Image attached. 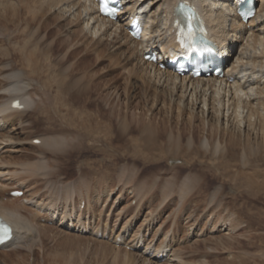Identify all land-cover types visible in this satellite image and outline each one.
<instances>
[{"label": "rangeland", "instance_id": "374dc122", "mask_svg": "<svg viewBox=\"0 0 264 264\" xmlns=\"http://www.w3.org/2000/svg\"><path fill=\"white\" fill-rule=\"evenodd\" d=\"M42 1L20 0L18 6L22 5L25 15L20 16L21 24L17 22L19 30L23 29L19 32L11 26L10 35L3 40L0 38V44H5L8 48L10 46L4 60L14 64L10 67L12 70L4 69L3 64H0V70L9 74L16 67L19 72L24 71L26 75H22L26 79H33L29 92H33L31 94L34 99L38 98L36 103L45 111L46 115L41 111V116H53L55 120L50 121L45 117L43 121H35L33 128L25 126L24 130H17V123L32 120L33 111H29L24 117L15 115L14 120H9L8 127L2 129L14 140H19L20 145L18 152H0V164L6 166L0 170H27L28 174H20V178L0 174V202H12L10 206H19L23 214L32 218L37 230L33 236L34 242L31 241L32 246L30 245L34 254L31 257L28 250L21 248V255H28L27 259L35 258L39 263L41 259L51 257V253L53 256L64 255L71 260L76 256L80 261L75 257L73 261L76 264H140L135 260L133 263L131 255L138 253L136 245L142 243V246L160 250L158 257L160 254L162 256L158 259V264H173L163 257V251L166 250L169 254L174 251L177 254L179 250L178 254L182 253L181 257L184 256L183 264H264V161L260 163L256 161L258 156H252L249 165L241 164L238 169L233 167L223 170L213 167L211 158L208 160L185 155L182 148H174L170 140H177L183 131V123L192 112L190 107L182 115L178 100L159 96L158 91L148 87L146 73L138 70V60L134 58L128 61L122 54L125 50L129 51L127 43L117 51L110 45H100L96 47L97 50L90 48L91 55L85 54L91 39L81 32L82 24L72 22L70 14H57L59 12L52 8V0H46L51 3ZM23 20H26L25 23ZM75 30L80 31L78 38L71 34ZM12 34H15L14 38ZM28 34L31 38L26 37ZM124 39L126 37L123 42ZM243 44L245 43H240L241 47ZM79 45L82 47L74 53V48ZM255 46L256 50L248 48V51L246 44L243 45L245 57L255 64H248L242 69L248 73L250 70L254 71V75L264 82V54L260 55L262 47ZM15 49L22 51L23 56L21 54L19 57L20 53L14 52ZM35 49L46 55L41 58L50 62V74L55 76L56 67L53 65L57 64L58 70L66 68L71 73L73 64H76L82 54H85V59L93 61V66L86 63L81 65L73 73L74 78L81 79L80 82L86 80L87 84L92 79L98 84L95 95H92L96 106L92 110V119L104 128L113 130L114 135L110 138L101 133L100 137L87 141L88 148L81 149V152L71 150L73 146H68L64 152L59 153L57 149L62 151L64 146L52 147L58 153L49 149L44 154L48 163L45 167L47 170L34 172L30 170V166L37 168L36 161L42 156V150L38 147L46 148L42 145L44 142L41 144L34 141L40 140L42 136L47 139L55 137L50 133L51 130L55 131L52 133L59 134L64 129L63 112L66 109L63 106L65 104H55L52 98H48L54 86L52 89L45 86L44 82H48V79L43 73L48 74L47 69H36L34 74L30 71L33 75L26 72L24 66L27 67V58ZM235 53L231 52L232 56ZM13 54L20 58L21 63ZM63 57L67 61L63 60L65 65L62 66L59 61ZM4 81L0 76V84ZM77 86L81 91L87 85L79 83ZM73 93L81 95L75 91ZM199 123L201 134L211 132L212 128L207 122H196ZM198 131L196 130V135ZM2 133L1 131L0 136ZM191 133L189 130L188 138ZM30 138L34 141L31 142ZM191 145L194 147L195 142L191 141ZM27 164L30 165L28 168L25 167ZM15 188H20L23 194L13 196L10 190ZM217 189L216 196H213ZM11 198L19 200L11 201ZM62 211H66L69 217L62 219V214H57ZM44 227H47L45 235H40L39 232ZM17 254L19 252L13 256ZM0 262H7L3 251H0Z\"/></svg>", "mask_w": 264, "mask_h": 264}, {"label": "bare ground", "instance_id": "6f19581e", "mask_svg": "<svg viewBox=\"0 0 264 264\" xmlns=\"http://www.w3.org/2000/svg\"><path fill=\"white\" fill-rule=\"evenodd\" d=\"M19 1L20 0H0V38L2 40L3 38L5 39V37L10 35L9 33L11 26H14V29L18 30L19 32L23 29L22 28L21 30H19V24L22 23V21L21 23L19 22V19L21 15H25L23 14L25 12H22V5L18 6ZM44 1L46 3L50 2H47L46 0ZM121 1L123 4V8L116 20H111L109 18L101 16L98 10V5L94 0H52L51 2L52 4H54L52 8L54 10L56 9L59 12L57 14H59L60 16L70 14L72 22L75 21L76 25L82 24L81 32H84V34L88 37L90 36V47L86 51L87 53L85 54L89 55L92 52L90 48H96L100 45H102L103 47L110 45L117 51L118 48H122V46H124V43H127L129 45V51L127 52L125 50L124 53L122 52V54H124L125 59L128 61H131L134 58L138 60V70L140 73H146V77L149 84L148 87L158 91L159 94H156L159 96L164 95L170 97L172 100H178L177 102L179 106V111L182 115L186 114L185 112L187 111V108L190 107V110H192V112L188 120L183 123V131L179 134L177 140H170V143L174 148H182L185 155L189 154L193 157H201L203 159L208 160L211 158L212 166L218 169L221 168L223 170L233 167L237 168L241 164L245 166L249 165L251 164L252 156H258L256 161H264V82H262V79L260 77L257 78L254 75V71L250 70L248 73V71L242 69L248 64H255L252 62L251 59L248 60V58L245 57L243 45L246 44V49L249 48L250 50H256L257 47L255 45H259L260 47H262L260 55L264 54V0H255L256 4L258 2L260 4L258 6L256 15L254 16V19L248 21H244L243 19H241L238 13L239 7L245 2L244 0ZM183 2L193 4L197 6L200 10L205 20V25L207 27L209 36L213 41L215 47L219 51L218 55L215 57V61L216 63H218V65L225 66L223 75L217 76L207 73L203 74L200 77H195L193 74L194 67L189 68L184 75H179L174 71L171 59L174 60L175 58L181 56L184 58L190 57L189 49L181 48L182 46L179 42H177V30L174 26L175 20L179 16V7ZM37 11L39 12L40 10ZM134 18H139L143 27V31L139 39L132 37L129 30ZM17 21L19 22V24ZM24 21L26 20H23V22ZM15 34H12L11 36L13 37V35ZM71 34L72 36H74V38H78L80 36V31L75 30L72 31ZM29 36L30 34H28V36L26 37ZM124 37H126V39H124L125 41L123 42L122 40ZM9 38L11 37L9 36ZM29 38H31V36ZM24 39L25 37L23 38V40ZM241 42L245 43L242 45L243 48L240 45ZM27 44L28 43H25V45ZM14 45H16L17 47V44ZM28 45L31 46V44ZM81 47V45L76 46L74 48V53ZM9 48L6 47L5 44H0V64H3V68H6L7 70L13 64L11 63L12 61L6 62L4 60V58L8 56ZM10 50L13 51L12 49ZM15 50L16 51L14 52L20 53L18 56L21 57L20 55L23 53L22 51L24 49H22V51L17 49ZM151 51L156 53L159 59L147 60L145 58V55L149 54ZM234 51L236 53L232 56L231 52ZM71 54L72 53H70V55ZM85 54H82L80 58H78L76 64H73L74 66L72 65L74 68L71 69V73H69L70 71L66 68H60L58 70L59 66L57 64L53 65L54 67H56L55 74L58 77H56L54 74H50L52 72L50 62L48 60H42L41 56L44 57L46 55H42V53H39L38 49L33 50L27 58V67L24 66L26 72L31 75L32 73L30 71L35 72L37 71L36 69H47L48 74L42 72L45 75V78L48 79V82H44L45 86L48 89H52V87L54 86L52 92H49L48 98H52L55 104H58L60 102L62 104H65L63 106H65L66 108L63 112L65 120V123L62 125V127L64 128L62 129L63 131L61 130L59 134H54L52 132L55 131L51 130L52 132L50 133L53 134L55 137L47 139L42 136L40 138L41 144L42 142H44L45 144L42 145L46 146V148L38 147V149L42 150V156H44V158H46L44 154H47L49 149H51L50 151L52 152L58 150L59 153H61L64 152L65 149L68 148V146H73L71 150H80L81 152V149L85 150L88 148L89 143L87 141L93 140L97 136L100 137L101 133L110 138H112L114 135L113 130H109V128H104L100 123H98L97 121L95 122L92 119V110L93 107H96L94 105L95 101L92 100V95H95L96 89L98 88V84L92 79L87 84L86 80L85 82H80L81 79L74 78L75 71L78 70L81 65H84L85 63L88 65H92L93 61L91 60V62L88 58V60L85 59ZM66 55L68 54H65V56ZM19 57L16 58H18L19 60ZM258 57L260 56L258 55ZM63 58L59 61V64L62 66L65 65L63 63L67 61L66 57ZM7 70L3 71L6 72ZM10 70L12 69L10 68ZM23 72H19V68L16 67L9 74L7 72L4 73L2 72V70H0V76L5 79V81L0 84V132H3L1 134L2 137L0 136V152L2 150L5 153L19 151V140H14L13 137L9 136L10 134L6 130H2L3 128L8 127L7 124L9 123V120L10 122L14 120L15 115L24 117L23 115L28 114L29 111H33L32 120H27L26 122L21 121L17 123V130L23 129V127L25 126L33 128V126L35 125V121H43L45 117L48 118V120L50 119V121H52V119L54 120L53 116H45V111H42L43 109L41 108L40 104L36 103L35 100L38 98L35 97L34 99V95L32 96L31 94L33 92H29V88L32 84L31 82L33 81V79H30L31 81L29 80V78L26 79L22 75ZM23 74L26 75L25 73ZM93 75H95V73H93ZM79 83H81L83 86H87H81L82 89L80 91L78 90L79 87L77 86ZM34 85L35 84H33V86ZM30 90L32 91V89ZM73 91H75V93L77 94L80 93L81 95H73ZM15 99L20 100V103L23 105V108L12 107V102ZM71 103H75V105H71ZM41 111L43 112V114L45 113L43 117L41 116ZM199 120H203L208 123V125L212 128L210 133H206L207 135H205V133L201 134V123L196 124V122ZM186 128L192 131L191 136L189 138V130L186 131ZM23 130L21 131L23 132ZM196 130L200 131V133L198 131V135L195 134ZM56 131H59V129H57ZM163 136L164 135L162 134V137ZM118 137L120 138L121 134ZM30 140L31 142L34 141L32 138H30ZM191 141L195 142L194 147H192ZM55 146L59 148L61 146H64V148L62 151L60 149L53 150ZM42 156L39 157V161H36L38 162L37 168L33 169V167H31L29 164L25 165V167L28 168V166H30V170H33L34 172L41 171L42 169L43 171H46L47 169H45V167L48 165L47 158L45 159L46 163H44V158ZM38 165L40 169H38ZM1 167L5 168L6 166L5 164H0V168ZM250 167H252V165ZM22 168H24V166ZM0 174L5 176L15 175L17 178H20V174L27 175L28 172L27 170L25 172H12L11 169H4L0 170ZM236 179H238V177ZM17 188L12 189L10 191L20 190V188ZM218 190L219 189L214 191L213 196H216ZM13 200H19V198H11V201ZM11 204L12 202H0V216L3 218L4 221L10 223L14 228L12 239L0 245V251H3L5 259L7 260V262H4L3 264H76V262L73 261L76 257L74 254L73 255L75 257H72V260L69 257H67L69 258L67 260L64 255L57 256L58 254L56 255L53 253V256L50 253L49 255H51V257H47V259H41L40 263L36 262L35 258L27 259L26 257L28 255L26 257L25 255H21V248H24L25 251L28 250L31 253V257L34 254L30 245L34 242L33 236L37 232V230L32 221V218L29 215L23 214L19 209V206L13 207L10 206ZM22 206H25V204ZM57 214H62V219H66L69 217V214L66 211H62L61 213L58 212ZM76 219L77 217H75V220ZM63 223L65 222L63 221ZM46 228L47 227H44L42 228V230L39 229L40 235H45ZM63 228L67 229L64 226ZM95 240L97 241V239ZM98 244L97 247H99ZM136 246L138 247V253H135V255H131L132 261L135 260L140 264H158V259L160 258V256H162L160 254V256L158 257V253L160 252V250H153L149 246H142V243ZM110 251L111 250L109 249V252ZM178 251L177 254L179 253ZM183 251L184 250H182V252ZM18 252L19 254H17V256H13L15 253ZM173 254H169L167 250L163 251V257H166L170 262H173V264L185 263V261L182 259L184 256L181 257L180 255L182 253L178 255L174 254V256ZM11 257H13L14 259ZM15 257L19 260H16ZM121 257L122 256H120V258ZM126 259H128V257ZM78 262L80 261L78 260ZM0 264H2V262H0Z\"/></svg>", "mask_w": 264, "mask_h": 264}, {"label": "snow or ice", "instance_id": "6c2138e0", "mask_svg": "<svg viewBox=\"0 0 264 264\" xmlns=\"http://www.w3.org/2000/svg\"><path fill=\"white\" fill-rule=\"evenodd\" d=\"M11 232V227L2 219H0V240L10 238Z\"/></svg>", "mask_w": 264, "mask_h": 264}]
</instances>
